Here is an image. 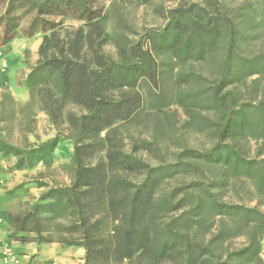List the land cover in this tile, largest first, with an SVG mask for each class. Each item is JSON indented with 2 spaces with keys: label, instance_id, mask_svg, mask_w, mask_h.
<instances>
[{
  "label": "trees",
  "instance_id": "trees-1",
  "mask_svg": "<svg viewBox=\"0 0 264 264\" xmlns=\"http://www.w3.org/2000/svg\"><path fill=\"white\" fill-rule=\"evenodd\" d=\"M202 1L210 9L193 3L170 10L164 27L148 29L142 40L129 46L123 61L100 52L98 42L90 44L92 62L81 54L84 43L88 42L82 30L70 40L57 39L54 29L59 23L53 18L72 16L83 20L91 30H100L96 21L100 9L94 4L95 0L7 1L0 14V28H3L0 45L19 36L20 16L15 10L31 13L21 35L29 37L38 31H52L43 38L40 59L27 75V88L37 95L46 91L40 101L56 126L63 116L65 103L80 109L78 114H66L69 137L73 138V172L63 196L74 217L65 229L72 237L40 241L82 246L84 264H122L132 259L134 264H142L143 257L159 262L171 253H177L184 264H232L220 260L207 245L192 240L185 229L175 228V225L199 223L210 211L233 217L248 228L247 245L234 255L247 259L259 252L264 211L220 200L213 191L215 183L209 181L198 161L220 162L231 174L252 179L256 190L264 194L263 161L242 155L231 141L236 132L264 137V101L240 103L231 91H223L227 75L235 69L245 76L264 74V53L251 57L239 54L233 20L222 13L218 0ZM222 33L227 39L226 50L221 77L215 87L208 94L186 93L178 99L223 112L217 141L205 150L183 147L173 161L154 166L124 151L117 137L110 134L113 131L110 127L116 121L129 120L140 108L141 98L137 92L122 89L137 86L143 78L157 88L161 72L155 54L170 53L182 59L190 58L191 52L200 55L215 44ZM51 45L56 51L48 54ZM51 81L55 93L44 88ZM157 94L159 100L164 98L161 93ZM105 129L110 132L104 136V156L90 161L96 145L93 140ZM87 139L90 141L85 142ZM55 142L54 138L46 142L49 149L45 155L50 154ZM0 151L19 155L18 150L5 142H0ZM182 172L201 175L205 180H193L168 191L163 189L165 179ZM180 190L182 193L178 195ZM180 207L184 209L179 214L166 219V214ZM35 231L38 235L42 232ZM17 238L27 240L25 236Z\"/></svg>",
  "mask_w": 264,
  "mask_h": 264
},
{
  "label": "rangeland",
  "instance_id": "rangeland-1",
  "mask_svg": "<svg viewBox=\"0 0 264 264\" xmlns=\"http://www.w3.org/2000/svg\"><path fill=\"white\" fill-rule=\"evenodd\" d=\"M7 1L0 0V14L4 12ZM218 2L222 13L228 15L236 25V51L246 57L264 53V0ZM193 3L207 7L202 0H95L94 4L100 9V17L96 19L100 30H91L83 20L66 15L53 18L59 23L54 29L55 37L67 41L78 30H82V35L88 39L81 51L86 61L92 62L89 45L97 42L100 52L123 61L129 46L142 40L148 29L164 27L170 10ZM14 13L20 16L17 29L20 33L17 37L26 39L25 57L28 59L36 50L38 62L43 38L45 35L50 36L52 31H38L29 37L21 35L22 30L28 26L31 13L23 14L22 10H15ZM2 29L0 28V42ZM217 40L203 54L191 52L190 58H176L170 53L155 54L161 72L157 88L143 78L137 86L122 89L123 92H137L141 98L140 108L129 120L116 121L110 127L113 129L110 134L117 137L124 151L133 153L154 166L173 161L183 147L205 150L217 141L223 112L178 101L186 93L208 94L217 84L221 77L227 39L222 33ZM54 51L56 50L51 45L48 54ZM227 79L223 91H231L240 103L264 101L263 73L245 76L235 69L227 75ZM26 80L27 76L23 80L28 91L25 101L20 102L13 98L8 89L0 91V142H5L19 151V155H14V158L20 168V176L16 180L18 182L14 181L11 187L6 188L4 197L0 199L7 207L0 212V216L16 231L42 230L39 235H29L27 232V239L40 241L70 238L72 235L67 234L65 229L74 217L65 204L63 192L70 183L73 172V138L69 137L66 114H78L80 109L71 103H65L62 108L63 116L56 126L40 101L46 91L39 95L30 92ZM18 81L22 82L20 79ZM53 85L54 82L51 81L44 88L48 87L51 93H55ZM157 93H161L164 98L159 100ZM106 132L110 131H101L93 140L96 145L90 161L104 156ZM53 138L56 139L54 147L49 155H45L49 149V143L46 142ZM88 141L90 140H85ZM231 141L242 155L260 159L264 165V137L250 132H236ZM198 163L203 167L209 181L215 183L213 191L220 200L258 207L264 211V194L256 190L252 179L241 174H231L220 162ZM7 174L3 175L5 183V178L10 177ZM203 179L201 175L182 172L165 179L163 189L168 191L193 180ZM181 193L180 190L177 194ZM183 209L180 207L169 212L166 219L174 217ZM175 228L185 229L192 240L210 247L220 260H228L232 264H264V233L257 254L247 259H239L233 254L248 242V228L241 226L233 217L209 211L202 216L201 222L191 223L189 226L175 225ZM134 262L132 259L122 264ZM142 264L184 262L177 253H171L159 262L143 257Z\"/></svg>",
  "mask_w": 264,
  "mask_h": 264
},
{
  "label": "crops",
  "instance_id": "crops-1",
  "mask_svg": "<svg viewBox=\"0 0 264 264\" xmlns=\"http://www.w3.org/2000/svg\"><path fill=\"white\" fill-rule=\"evenodd\" d=\"M25 44V38L15 37L6 44L0 45V91L8 89L13 98L20 102L28 98V91L23 80L31 68L37 64L36 50L26 59ZM6 173L10 177L5 178V183L3 175ZM0 175H2L0 178L1 199L4 197L5 189L11 187L20 176V168L17 167L13 154L7 155L0 152ZM6 208L5 204L0 201V212ZM27 232L26 230L16 231L8 221L0 216V264H4L2 252L5 244L14 250L18 259L17 264H84L85 249L82 246L67 245L57 241L17 238L27 236ZM28 233L29 235L37 234L36 231Z\"/></svg>",
  "mask_w": 264,
  "mask_h": 264
},
{
  "label": "built area",
  "instance_id": "built-area-1",
  "mask_svg": "<svg viewBox=\"0 0 264 264\" xmlns=\"http://www.w3.org/2000/svg\"><path fill=\"white\" fill-rule=\"evenodd\" d=\"M4 264H17L18 259L14 250L7 244L3 246Z\"/></svg>",
  "mask_w": 264,
  "mask_h": 264
}]
</instances>
